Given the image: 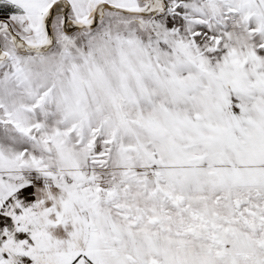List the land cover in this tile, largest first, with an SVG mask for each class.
Masks as SVG:
<instances>
[{
  "label": "snow or ice",
  "instance_id": "1",
  "mask_svg": "<svg viewBox=\"0 0 264 264\" xmlns=\"http://www.w3.org/2000/svg\"><path fill=\"white\" fill-rule=\"evenodd\" d=\"M0 264H264V0H0Z\"/></svg>",
  "mask_w": 264,
  "mask_h": 264
}]
</instances>
